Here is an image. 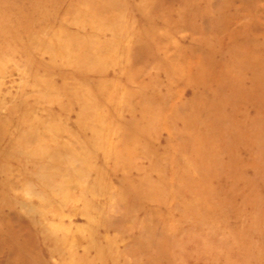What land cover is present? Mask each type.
I'll list each match as a JSON object with an SVG mask.
<instances>
[{"label":"rangeland","instance_id":"1","mask_svg":"<svg viewBox=\"0 0 264 264\" xmlns=\"http://www.w3.org/2000/svg\"><path fill=\"white\" fill-rule=\"evenodd\" d=\"M0 264H264V0H0Z\"/></svg>","mask_w":264,"mask_h":264}]
</instances>
